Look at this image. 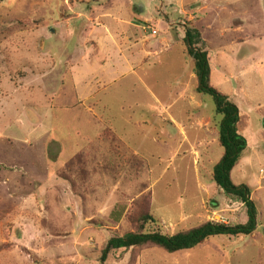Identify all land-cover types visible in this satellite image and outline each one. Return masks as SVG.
Segmentation results:
<instances>
[{"label": "rangeland", "instance_id": "obj_1", "mask_svg": "<svg viewBox=\"0 0 264 264\" xmlns=\"http://www.w3.org/2000/svg\"><path fill=\"white\" fill-rule=\"evenodd\" d=\"M187 26L239 107L232 178L257 228L105 264H264V0H0V264H101L114 236L247 221L212 180L221 116L196 90Z\"/></svg>", "mask_w": 264, "mask_h": 264}, {"label": "trees", "instance_id": "obj_2", "mask_svg": "<svg viewBox=\"0 0 264 264\" xmlns=\"http://www.w3.org/2000/svg\"><path fill=\"white\" fill-rule=\"evenodd\" d=\"M202 42L199 31L186 27L184 43L188 55L193 59L194 72L197 77L198 93L209 95L214 102L215 111L221 116L218 124V140L223 148L222 155L212 169V180L230 197L242 202L246 207L247 221L240 224H224L207 221L199 226L174 234L154 232H129L122 236L111 237L102 249L100 261L105 264L112 250L129 249L147 244L154 245L166 251L175 253L191 250L216 236L250 235L257 228L258 211L251 197V188L244 184H235L232 178L233 170L243 158L248 148L247 138L239 130L240 110L236 103L221 93L211 84L213 58L206 50L197 48ZM144 222L157 223L150 214L142 215Z\"/></svg>", "mask_w": 264, "mask_h": 264}]
</instances>
